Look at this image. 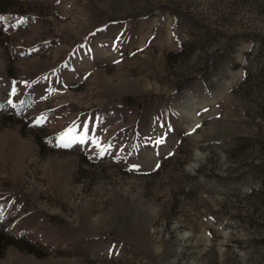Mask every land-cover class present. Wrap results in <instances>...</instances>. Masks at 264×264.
<instances>
[{
    "label": "rangeland",
    "instance_id": "obj_1",
    "mask_svg": "<svg viewBox=\"0 0 264 264\" xmlns=\"http://www.w3.org/2000/svg\"><path fill=\"white\" fill-rule=\"evenodd\" d=\"M0 17V264H264V0Z\"/></svg>",
    "mask_w": 264,
    "mask_h": 264
},
{
    "label": "trees",
    "instance_id": "obj_2",
    "mask_svg": "<svg viewBox=\"0 0 264 264\" xmlns=\"http://www.w3.org/2000/svg\"><path fill=\"white\" fill-rule=\"evenodd\" d=\"M24 236L13 237L12 235L5 233V228L2 227L0 230V251L7 248L8 246H17V241L24 239ZM32 252V250L27 249Z\"/></svg>",
    "mask_w": 264,
    "mask_h": 264
},
{
    "label": "snow or ice",
    "instance_id": "obj_3",
    "mask_svg": "<svg viewBox=\"0 0 264 264\" xmlns=\"http://www.w3.org/2000/svg\"><path fill=\"white\" fill-rule=\"evenodd\" d=\"M3 19V17H0V20H2ZM37 123H40V121H37Z\"/></svg>",
    "mask_w": 264,
    "mask_h": 264
}]
</instances>
